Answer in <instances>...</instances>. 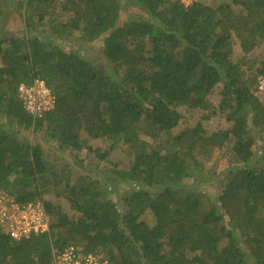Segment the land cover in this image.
<instances>
[{"label":"trees","instance_id":"obj_1","mask_svg":"<svg viewBox=\"0 0 264 264\" xmlns=\"http://www.w3.org/2000/svg\"><path fill=\"white\" fill-rule=\"evenodd\" d=\"M7 1L0 191L22 204L60 187L72 213L41 199L49 230L20 240L0 231V264H53L52 250L69 244L109 264H264V0ZM126 4L135 8L127 15ZM10 17L24 29L2 35ZM74 32L82 45L102 40L104 69L64 49ZM36 78L54 100L41 115L19 95ZM218 85L219 102L206 103ZM183 107L203 114L194 119ZM215 116L225 127L209 132L204 123ZM50 139L76 150L106 140L93 149L100 159L120 144L132 159L114 176L71 184V165L47 158ZM227 146L230 168L210 179L206 161ZM207 177L218 185L214 197L193 183Z\"/></svg>","mask_w":264,"mask_h":264},{"label":"rangeland","instance_id":"obj_2","mask_svg":"<svg viewBox=\"0 0 264 264\" xmlns=\"http://www.w3.org/2000/svg\"><path fill=\"white\" fill-rule=\"evenodd\" d=\"M10 0H8L7 2H9ZM183 3L185 4H189L191 3L193 0H181ZM203 1L205 3H218L221 2L222 0H200ZM224 1V0H223ZM125 6V15H127L131 9L130 6H128L127 4L124 5ZM132 7V6H131ZM133 10V11H134ZM132 11V12H133ZM24 22L19 19V18H14V17H10L7 21L3 22L1 24V28H2V35H9V34H17V33H21L22 30L24 29ZM40 30L42 29V27L39 28ZM10 32V33H9ZM9 33V34H8ZM79 34V33H78ZM78 34L76 32L72 33L71 36L66 39L63 40L62 43L64 46L65 50H77L79 53L84 54L85 56H87L89 59H92L94 61V64H96L98 67L100 68H105L106 67V60L105 58H103L102 54H101V50H102V40H96L94 42L91 43H87L85 45H82L79 40L77 39ZM264 49V44H261L260 46H258L257 52H259L260 50ZM239 56V49L235 46V50L232 54V58L236 59ZM220 89L221 86L218 85L213 92L206 97L205 102L209 103V104H213L216 105L219 102L220 99ZM258 96L259 98L263 101L264 103V91L260 90L258 91ZM44 102V99L41 101V103ZM182 111H184L187 115H191L194 117V119L200 117L203 113V111L200 108H193V109H187L186 107H183L181 109ZM205 113V111H204ZM205 127L208 129L209 132H212L215 129H223L225 127V122L220 119V117L215 116L212 117L207 123H204ZM34 135V134H33ZM29 137V138H33ZM34 137H38V135H34ZM31 140V139H30ZM108 141L103 140L101 141L100 139H90L88 141L89 146H91L93 149L100 147L105 148L107 146ZM93 149H87V148H80V149H62V148H58L55 147L54 145V141L53 140H49V144H46L45 146V152L47 155V158L54 163V165L57 166L58 169H60L63 165V163H68L71 165L72 170H71V174H70V183L73 184L81 175H88L91 174L93 177H101V176H114L113 173V169H127L130 161L132 159V155L131 153H129L128 150L125 149V145H117L112 151H109L108 155H106L105 159H100L95 150ZM229 146L227 147H223L222 149H219L218 147H215L212 151V156L210 159H208L206 161V169L208 167H211V175H209L208 177L211 179L212 177H218L217 174L220 175H224V172L226 171V169L230 168V154H229ZM256 153H258L256 151ZM259 154V153H258ZM233 165V163H232ZM208 177L206 178V180L203 182L202 179L197 178V181H194L193 183H199V186H203L205 185L206 189L210 195L212 197L215 196V191L217 189V184H216V180L213 179L212 182H215L216 185H210L207 184L209 181L207 180ZM118 178V177H117ZM120 179V178H118ZM192 181H189L187 184L188 186L191 185L189 184ZM186 186V184H184ZM128 185L123 183L121 181L120 184V190L121 191H125L128 189ZM52 190H56V191H46V188H42V192H41V197L37 198V199H43V200H48L56 205H58L63 211H66L68 213H72V211L69 209L68 207V203L65 200V195L62 193V195H57L56 192L59 189L60 191H62L63 188H58V187H50ZM118 195V194H117ZM117 195H115V198L117 197ZM36 199V198H35ZM147 220L150 221L151 216L148 215ZM57 249V248H55ZM53 249V250H55Z\"/></svg>","mask_w":264,"mask_h":264},{"label":"built area","instance_id":"obj_3","mask_svg":"<svg viewBox=\"0 0 264 264\" xmlns=\"http://www.w3.org/2000/svg\"><path fill=\"white\" fill-rule=\"evenodd\" d=\"M257 87L264 91V77L258 75ZM19 95L26 108L38 115L53 107L50 90L41 79L19 86ZM44 99V102L41 101ZM49 216L41 199L19 203L0 191V231L14 240L28 237L32 233L49 230ZM53 264H109L102 253H84L79 247L69 244L61 250H52Z\"/></svg>","mask_w":264,"mask_h":264},{"label":"clouds","instance_id":"obj_4","mask_svg":"<svg viewBox=\"0 0 264 264\" xmlns=\"http://www.w3.org/2000/svg\"><path fill=\"white\" fill-rule=\"evenodd\" d=\"M50 221V220H49Z\"/></svg>","mask_w":264,"mask_h":264}]
</instances>
